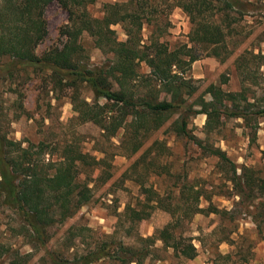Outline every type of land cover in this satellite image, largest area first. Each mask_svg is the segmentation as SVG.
<instances>
[{
	"label": "trees",
	"instance_id": "trees-1",
	"mask_svg": "<svg viewBox=\"0 0 264 264\" xmlns=\"http://www.w3.org/2000/svg\"><path fill=\"white\" fill-rule=\"evenodd\" d=\"M52 1L68 13L67 22L60 28L65 39L60 46H50L39 54L36 48L48 34L45 8ZM94 1L0 0V84L20 72H32L39 76L44 88L50 86L55 91L67 88L76 117L82 122H93L108 140L122 130L118 148L128 155L139 151L144 141L170 120L169 127L173 133L230 164L238 194L245 187L250 192L254 188L264 190L262 179L251 173L245 174V167L241 174H237L234 163L224 151L203 143L191 129L192 118L199 113L206 115L204 129L207 133L219 128L224 117L249 120L252 114L264 116V96L260 98L262 103L256 104L255 93L250 94V88L244 85L246 80H250L251 68L242 53L235 59L242 82L239 91H225L211 82L192 101H188L199 86L186 75V70L200 58V51L220 61L232 54L226 48L223 27L215 16L221 11L228 14L227 10H236L237 1H176L175 4L190 19L188 41L191 44L182 43L174 48L158 37L152 36L148 41L141 38L143 23L151 21L141 13L143 4L138 3L130 9L118 2L107 3L103 17L95 18L86 9ZM117 23L123 24L124 41L113 37L114 31L110 26ZM83 32L93 37L103 51L112 53V59L101 65L90 64L86 49L79 41ZM199 44L204 47L198 48ZM142 62L149 68L148 73L139 70ZM82 85L92 92L90 102L79 100L78 91ZM205 95L209 98L206 99ZM2 109L0 96V211L8 213L14 222L11 228L19 236L29 238L33 246L45 251L42 264H94L107 256L123 264L131 261L142 264L156 240L172 248L177 255L189 259L196 255L193 242L184 241L175 232L180 220L170 204L165 209L170 210L176 219L158 229L155 236L139 237L143 244L140 248L129 247L120 240L115 248L104 241L93 246L82 242L80 250L74 242L59 250L47 249L51 240L47 233L49 227L63 223L88 204L93 197V186L105 182L110 173L100 167L102 159L84 151L73 141L58 144L51 149L59 150L57 158L46 159L45 155L53 152L47 150L44 141L23 145V141L11 139L2 125ZM158 142L154 140L151 146ZM138 163L139 160L134 162ZM150 165L153 166L154 161L151 160ZM84 167L87 170L83 171ZM97 169V174L93 175ZM242 175L244 183L239 180ZM146 192L151 202L149 208L162 206L164 201L157 192L150 189ZM186 195L194 201L201 193L190 186ZM190 208L191 213L203 210L198 205ZM128 215L134 223L147 218L150 210L128 207ZM1 257L7 259V264H27L32 253H20L0 241ZM219 258L222 261H218ZM229 258V254H219L218 260L212 264H227Z\"/></svg>",
	"mask_w": 264,
	"mask_h": 264
},
{
	"label": "rangeland",
	"instance_id": "rangeland-1",
	"mask_svg": "<svg viewBox=\"0 0 264 264\" xmlns=\"http://www.w3.org/2000/svg\"><path fill=\"white\" fill-rule=\"evenodd\" d=\"M176 1L95 0L86 9L92 17L102 18L107 3L118 2L130 9L138 3L143 4L141 13L150 17L151 21L143 23L141 38L148 41L152 36L158 37L174 48L182 43L191 44L188 41L190 19L175 4ZM236 1V10H227L228 14L221 11L215 16L223 27L226 48L232 54L220 62L215 56L200 51V58L186 70V75L199 86L188 101H192L210 82L225 91L241 89L235 59L242 53L251 68L250 80H246L244 85L250 88V94L255 93V103H262L264 0ZM45 19L48 34L36 48L39 54L50 46H60L64 41L60 28L67 22L68 13L56 1H52L45 8ZM110 27L117 41L126 39L123 24H112ZM79 41L86 49L90 64L101 65L112 59V53L97 46L87 32L79 36ZM197 47L202 49L204 45ZM139 70L149 72L144 62ZM44 85L39 76L32 72H20L13 79L1 82L2 125L8 136L23 141V145L44 141L47 150L53 152L46 154V159L57 158L59 150L51 149L58 144L73 141L84 151L102 159L100 167L110 173L105 182L93 186V197L88 204L80 207L63 223L49 227L47 233L51 240L47 249L59 250L74 242L80 250L82 242L93 246L104 241L115 248L120 240L129 247L140 248L143 244L139 237L155 236L158 229L178 217L180 221L175 232L184 241L193 242L196 255L191 259L177 255L172 248L156 240L153 250L142 264H212V261L218 260L219 254L230 255L227 264H264V190L254 188L250 192L245 187L238 194L230 164L173 133L169 127L170 120L153 132L139 151L128 155L118 148L122 130L111 139H106L93 122H82L76 117L67 88L55 91L50 86L44 88ZM78 97L90 102L92 92L82 85ZM205 98L209 96L205 95ZM205 118L203 113H199L191 122V129L203 143L224 151L234 163L237 174H241L245 167V174L251 173L264 181V116L252 114L249 120L224 117L220 127L210 133L204 129ZM154 140L159 142L152 147ZM137 160L139 163L134 164ZM151 160L154 161L153 166L150 165ZM82 170L87 169L84 167ZM97 172L98 169L93 175ZM239 180L244 183V175ZM190 186L201 193L198 200L193 201L191 196L186 195ZM146 189L159 194L164 201L162 206L149 208L151 202L147 199ZM168 204L173 205L171 208L176 217L165 209ZM196 205L203 210L191 213L190 207L195 208ZM128 207H144L150 210V215L133 223L129 219ZM13 224L8 213L0 211V241L12 249H18L20 253H32V259L27 264H42L45 251L33 246L29 238L19 236L11 228ZM0 264H7V259L1 257ZM94 264L123 263L107 256ZM126 264L139 263L131 261Z\"/></svg>",
	"mask_w": 264,
	"mask_h": 264
},
{
	"label": "crops",
	"instance_id": "crops-1",
	"mask_svg": "<svg viewBox=\"0 0 264 264\" xmlns=\"http://www.w3.org/2000/svg\"><path fill=\"white\" fill-rule=\"evenodd\" d=\"M219 60V59H218ZM195 61H197V60H195ZM220 61V60H219ZM224 61V60H223ZM220 62H222V61H220ZM193 68H195V63H194V65H193ZM211 83V82H210ZM240 90V89H239ZM239 90H237V91H239ZM228 91V90H227ZM205 115V114H204ZM206 116V115H205ZM206 119V118H205ZM205 123V122H204Z\"/></svg>",
	"mask_w": 264,
	"mask_h": 264
}]
</instances>
